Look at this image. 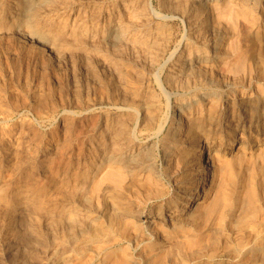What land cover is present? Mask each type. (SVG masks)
Returning <instances> with one entry per match:
<instances>
[{"label": "bare ground", "instance_id": "obj_1", "mask_svg": "<svg viewBox=\"0 0 264 264\" xmlns=\"http://www.w3.org/2000/svg\"><path fill=\"white\" fill-rule=\"evenodd\" d=\"M111 1L114 2V5L110 11L108 10L109 12H105L104 8V12L94 9L92 13L88 12L89 9H85L80 18L76 19L73 17V23L66 21L59 28L55 27L56 29L50 24L43 29L42 32L48 34L55 45H53L54 49H52L56 52V58L60 59L62 53L79 52L83 57H89L93 60V57H95L101 60L105 68H107L106 66L116 68L112 70L113 72L119 70V63L122 66V61H124L123 63L126 62L122 60L124 57L130 58L135 64L141 66L144 64L143 67L149 61V65L153 66L155 58L157 55H160L159 52L161 54L165 53L169 45V39L164 38L165 34L167 37H171L167 31L165 34L163 33L164 39L161 36V28L165 26V23L157 24V21L154 19L155 16H153L154 13H152L153 11L150 12L147 9L150 3L147 2L149 4L146 3L147 6H144L145 0ZM22 2L21 0H9L8 3L6 0H0V35H18L22 31H25V33L31 34L32 37L34 35V19L38 9L50 4V2L54 4L57 0H39V2L32 5L33 12L30 11L31 6L27 3L29 2L27 0L26 3L29 6L25 2L24 4L27 6V9L26 6L25 9H29L27 11L29 13L21 16L19 8ZM159 5V9L163 13L161 14L165 15V17L160 15L164 21L167 22L169 18L179 19L184 23L183 26L186 27L185 36L182 34L184 41L183 43L181 42L182 40L180 41L182 43L181 47L179 44L181 55L178 56V60L176 59L178 61L177 71L172 72L173 77L171 81L176 80V78L178 79V77H183V80L191 78V76L199 78L201 75L216 69V66H221L225 68L224 70H226L229 80L231 79L237 84L235 94L237 92L242 94L243 99L238 100L234 98V102H232L233 106L229 107L227 105L229 103L225 102L222 98L223 95L220 96L219 93V95L211 94L208 97L204 96L196 100L193 105L191 104L196 108L193 114L195 118L193 119V116L190 118V116L182 115L176 121L174 134L171 133V137L169 136L170 138L166 139V141L169 139L171 145V151H169L167 157L168 162L163 164L161 168L157 163H132L133 154L138 151L144 150L143 159L147 158L149 147L146 146V143L130 140L129 143L127 142L126 147L121 146L120 139L122 135L125 136L128 133L129 124L125 122L126 119L123 121L119 119V121H108L106 132H109L110 148L107 150L105 147L100 146L99 150H97L100 151L104 159L108 156L109 158L116 157L114 159H119V162L100 163L97 161L95 164L93 162L89 167L87 163L86 166L88 168L82 172L80 171L81 173L77 174L79 175L77 178L73 176L74 179L76 178V185L73 192L67 191L68 194L65 197L67 201L62 200V204L58 202L61 204L60 206L52 204L54 207L51 206L48 217L46 215V219L43 218L46 220V232L40 231L37 226L38 224L36 225L33 222V214H29L32 221L29 220L31 222H29L30 225L27 222L28 226H25L29 230H26L30 232L31 236L34 234L36 236L35 240L32 241L29 237V240H27L24 234L19 238V243L25 246L20 249L18 247L15 251L19 253L18 255L21 259V262L19 258L17 259L19 261L18 264L40 263V254L38 255V252L42 249H46L49 255L48 264H264V228L254 230L255 233H253L251 239L248 238L249 240L244 239L245 241L241 242L240 240L239 242L237 240H229L230 244L225 240L228 246L224 243L226 247L221 246L215 252H212V248L216 244L221 243L223 239L230 238L233 229L235 230L233 225L243 222V219L246 221L247 217L254 214L260 207H264L261 206L264 200V0H161ZM23 12L26 13V11ZM210 18L218 23L222 22L227 27L225 30L219 31L218 27L213 25L215 24L213 20V24H211ZM240 22L246 23L251 30L253 38L251 46L242 47V43L239 42L240 39L238 40V37H241L237 33ZM216 29H218V33ZM210 33H213L214 40H212V35L209 37ZM28 36L30 37V35ZM250 37L248 38L250 39ZM248 43L250 44V41ZM108 46L118 48L116 51L119 50V53H116L115 49H113L114 53L111 54L108 51ZM162 47L163 49H161ZM172 51L174 52V50ZM174 55L175 53L171 55L170 60H173ZM162 57L160 56V58ZM89 58L87 61L91 60ZM149 65H146V67H149ZM123 68L125 69L124 66ZM173 68L175 69V65ZM83 69L85 72L88 71L87 67H83ZM124 69L123 72L127 70L126 74L122 72L125 77L129 70L127 66ZM132 70L133 68L130 71ZM139 73L141 72L139 71ZM134 74L132 75L134 76ZM138 74H136V79L138 78ZM148 75L150 74L148 73ZM112 76L115 77L116 74ZM117 76L121 75L117 74ZM140 76L143 75L141 74ZM128 77L129 75H127ZM117 79L119 81V77ZM147 79H149L148 76ZM126 80L125 78L124 82ZM140 80H138L139 83H141ZM220 84L222 85V83ZM253 84L256 87L255 90H253ZM75 85L77 86L78 84ZM128 86H126L127 89ZM116 87L119 88L118 85ZM251 87L252 89H250ZM117 88L114 89L117 90ZM110 89L108 88V90ZM86 90L88 92L87 87ZM250 90L254 92H249L251 95L247 96V92ZM187 91L190 92V88ZM131 92L136 94V92ZM80 93L81 95L84 94L81 91ZM166 93L168 92L164 94ZM107 96H109V93ZM142 96L144 97V94ZM135 97L132 103L129 99H125V97L122 99L124 100V104H121V112L123 110L128 112L136 109L133 105H136L135 101L138 99L137 97L135 99ZM127 100L130 101L131 105ZM205 101H208V104L210 103L213 108H206V110L204 105H202ZM143 104L145 103L143 102ZM210 104L207 107H210ZM188 106L189 103H181L179 108L183 111ZM223 106H226L227 109L230 108L231 111L234 110V119L233 117L228 121L224 119V115L228 113L227 110H224L225 114L224 112L217 113V109L219 107L223 108ZM142 108L144 107H140L139 110ZM149 109L146 108L145 111ZM201 109H204L206 112L200 111ZM246 113L248 117L250 116L249 118L257 120L256 127L258 133L263 138L258 136L247 137L244 134L238 135L240 131L247 134V130H245L247 129V124L244 120L246 119L244 118ZM117 114L116 116H118ZM125 116L128 115L122 117ZM129 120L132 121L131 119ZM251 122H253V119ZM226 128L228 130L231 128V131L224 132ZM132 136H134L133 133ZM186 145L188 146L186 147ZM108 151H110L109 155ZM94 154L96 155V153ZM140 155L142 154L140 153ZM94 161L96 160L94 159ZM147 162H150V160ZM132 176L139 178L137 185H140V187L138 190H131L127 186V183L130 184L133 181L131 180ZM72 181L70 179V182ZM166 181L173 183L175 187L172 190H168ZM4 191L0 188V206L5 207L13 215L16 214L20 205H26L25 207H27L32 204L33 206V201H36L34 200V193L33 197L29 193L22 196H18V194L17 196L12 195L9 197V194H6ZM93 202H95V205H93L96 207L92 206L94 210L96 209V213L94 212V214H92L93 208L91 207ZM151 202H155L156 204L154 209L149 210L148 205ZM34 203V209L37 207V212L42 210V202L40 203L38 200V202ZM81 206H85L86 208H82ZM52 208L54 210H51ZM79 211L80 213L82 211L83 213L85 211L89 212L85 218L86 220L84 217H80ZM227 219L230 220L227 221ZM247 221L249 222V218ZM246 224L248 223L246 222ZM240 227L238 228L240 229ZM32 238L34 239V236ZM32 246H36V249L29 248ZM37 248L40 250L38 249L39 251H37ZM69 252H72V256ZM73 253L76 254L74 255ZM17 260L14 262L16 263Z\"/></svg>", "mask_w": 264, "mask_h": 264}, {"label": "rangeland", "instance_id": "obj_2", "mask_svg": "<svg viewBox=\"0 0 264 264\" xmlns=\"http://www.w3.org/2000/svg\"><path fill=\"white\" fill-rule=\"evenodd\" d=\"M21 1H23L22 5L20 6V8L22 7L21 8L22 10L19 8L21 16L27 15L29 13V12H27V11H29V9L26 10L27 6H29V5L31 6L30 11L33 12L32 5H34L36 2H39V0H29V2H27L29 5H27V3H26L27 0H21ZM145 1H146L144 3L145 7L147 6V4L150 3L147 6V9L150 12L153 11L152 13H154V15L152 13L151 14L153 16H155L154 19L157 21V24L158 23H161V24L165 23V26L161 28L162 38H163V33L165 34L166 31H167L168 35L171 36L170 37L171 39H170L169 37H167L166 34H165L166 36L164 35L165 39L166 38L169 39V45L167 46V50L165 51V53H162L163 55L161 54V52H159L160 55H157V57L155 58L156 60L154 61L153 66L150 64L152 66V68L149 65L150 61L147 64H145V66L143 67L144 64H142V66L139 64H135V62L131 61L130 58L124 57L122 60H125L126 62L123 63L124 61H122V66H121V63H119V65H118V69H119L118 71L120 73L119 74L118 71H114L115 73L112 71V70L116 69L114 67H110V66L105 65L108 69L105 68L103 62H101V60H99L95 57H93L94 60L92 58L88 57L91 60L87 61L88 58L83 57V55L79 52H75V53L66 52L67 54L62 53V57L60 59L56 58L57 57L55 55L56 52H54L55 50H53L55 45L52 42V40L50 39V36L48 34H46L45 32H42L43 29H45L46 26H49L50 24L52 25V27L54 26L53 28H55V27L59 28L60 26L64 25L66 21L69 23H73V17L76 19L80 18V16L82 15V12H85V9L86 10L89 9L88 12H90V13H92L93 12L92 10H94V9L95 10L96 9L101 10L103 12L105 10H106L105 12H107L108 10L110 11L112 6L114 5V2L111 0H69V1L68 0H57V2H54V4L50 2V4L44 5L38 9V11L36 13V17L34 19L35 22L33 21L34 22V26H33V29H34L33 34L34 35H32V37H31V34L25 33V31H22L21 34H18V35H9V36L0 35L1 36L0 37V65H1L0 66L1 67L0 68V188L2 191H4L6 189L4 192L6 194H9V197L12 195L17 196L18 194H19L18 196H22V195H25L26 193L27 194L29 193V195H31L33 197V193H34V197H35L34 200H36L37 202L39 200L40 203L42 202L41 206L43 205L42 210H39L38 212L36 211L37 207L34 209V207H35L34 202H36V201H33V206H32V204L30 206H27V207H25L26 205H20L21 207L19 206V209L17 210L16 214H14V215L10 214L9 211L6 210L5 207L0 206V217H1L0 218V223H1L0 224V245H1L0 246V264H18L19 263V261L17 260L19 258V255H18L19 253H16L15 251L17 250L18 247L20 249V248H23L25 246V245L19 243L20 242L19 238L21 236H23V234L27 240H29V239H31V241L35 240L36 235L32 234L34 236V239H33L32 238L33 236H31L29 234L30 232L28 231L29 230L28 227L26 228V226H28L27 222H28V224L30 222L29 220L32 221V219H33L34 220L33 222L36 225L38 224L37 226L39 227L40 231L42 230V232H46V230H47L46 229L47 228L46 227V220H44V219H46V217H48L51 206L54 207L52 204L60 206L63 203L62 200L67 201V199H65L66 195L68 194L67 191L70 193L74 191V189H75L74 187L76 185V178H77V176H79L77 174H80L83 170H85L90 165H92L93 162H94V164L97 161H99L100 163H102V162L103 163H118L119 162V159H114L116 157L109 158V156H108L107 158L104 159V157L101 156L102 154L100 153V151H98L100 146L105 147L107 150H108V148H110L109 147V145H110V143H109L110 142L109 132H106L107 131L106 130V124L108 121L109 122L112 120L113 121H115V120L116 121H119V120L123 121L124 119H126L125 122H127L129 124L128 125V127H129L128 133L125 136L122 135V138L120 139L121 146L126 147V145L129 143V140H130V141L138 142V143H146V146L149 147V154H148L147 158L145 157V159H143L144 158L143 154H145L144 150L140 151V152L138 151L137 153H135L136 157H135V154H133V156L135 158L133 157L132 163H137V162H139V163H144V162L145 163H157L159 165V167L161 168V167H163V164L168 162L167 161L168 160V158H167L168 153H169V151H171L170 150L171 145L169 143V139L167 141H166V139L170 138L171 135L174 134V132L176 130V128H175L176 121H178L179 118L182 117V115L190 116V118L193 116L192 118L193 119L195 118V116L193 114L196 111V108L193 107L192 105L195 103L196 100H199L204 96L208 97V95H211V94L212 95H219V93H220V96L223 95L222 96L223 100L225 102L229 103L227 105L229 107H231V106H233L232 102H234L233 101L234 98H237L238 100L243 99L241 96L242 94H240L238 92L235 94V92L237 90L236 89L237 84L234 83L233 80H231V79L229 80L227 73H226V70H224L225 68H222L221 66H216V69L212 70L211 72L209 71L206 74L201 75V77H199V78L191 76V78H187V79L185 78L183 80V77L182 78L178 77V79L176 78V80L171 81V78L173 77L172 74L177 71V65H178L177 60H178V56L181 55L179 44L181 47V45L184 41L183 37L186 34L185 33L186 27L183 26L184 23L179 19H170L169 18L170 20L168 19L167 22L164 21L163 17H165V15H162L163 13H162L161 9H159L160 8L159 4H160L161 0H145ZM6 2L9 3V0H6ZM24 2L27 6L24 4ZM58 2L61 4H59ZM147 2H149V3H147ZM100 4H103L104 6L103 5L100 6ZM25 6H26V9H25ZM53 6H56V7H53ZM108 6H109V8H108ZM98 7H99V9H98ZM151 9H153V10H151ZM19 10H17V11H19ZM23 11H26V13ZM155 11H157L159 13H157ZM157 14H159V15H157ZM160 15L163 17H161ZM158 16H160L161 18ZM157 18H159V19H157ZM212 20L214 21L215 24L212 23ZM45 21H47V22H45ZM169 22H171V23H169ZM210 22H211V24L216 25L218 27L219 31L220 30L223 31L227 27L222 22L218 23L214 19H211V18H210ZM216 23H218L219 26L222 28H220L218 26V24H216ZM170 28H172V29L170 30ZM238 28L239 29H237V31H238L237 33H239L238 35L241 36L240 38L238 37V40L240 39L239 42L242 43V44L240 43L241 46L242 47L251 46L253 44V41H252L253 38H252L251 30L249 29V26L246 23L240 22ZM218 29H216L217 33H218ZM249 31H250V33H249ZM40 32H42V33H40ZM213 33L209 34V37L212 35L211 36L212 40L215 39ZM182 34H184V36ZM28 35H30V37ZM248 37H250V39ZM249 41H250V44L248 43ZM112 47L113 46L107 47L108 51L111 54L114 53V51L116 53H119L118 52L119 50L116 51V49H118V48H114V47L112 48ZM113 49H115V50L113 51ZM161 49H163V47ZM161 49H160V51H161ZM172 50H174V52ZM170 52L172 54L175 53L174 58H172L173 60H170V57H172L171 56L172 54ZM64 55H66V56H64ZM115 56H116V54H115ZM160 56L161 57L163 56V57L160 58ZM84 58H86V59H84ZM157 58H158V60H157ZM156 61H159L160 63L156 62ZM131 62H134V63H131ZM99 63H100V65H99ZM129 63H131V64L129 65ZM156 64H158V65H156ZM125 65L127 66L128 70H129L128 74H127V75H129L128 78H127V75H125V77H124L122 74L123 69H124L123 66L126 69ZM146 65H149L150 68L148 66L146 67ZM174 65H175V69L173 68ZM128 66H130V67L132 66V67L130 68ZM83 67H87L88 71L85 72ZM111 68H114V69H111ZM132 68H133V70L130 71ZM218 68H220V69H218ZM217 69H218V71H217ZM111 71H112V73H111ZM126 71H124L123 73L126 74ZM139 71L141 73H139ZM215 71H217V72L215 73ZM95 72H96V74H95ZM153 72H155V73H153ZM148 73L151 76L148 75ZM115 74H116L115 77L112 76ZM117 74L121 75V76H117ZM132 74H134V76ZM136 74H138L137 79H136V76H137ZM141 74L143 76H140ZM84 76H85V78H84ZM147 76L151 80L147 79ZM223 76H224V78H223ZM118 77H119L120 85H119V81L117 79ZM114 78H116V79H114ZM121 78H122V80H120ZM123 78L127 79L126 80L127 83H126V81L124 82ZM144 78H145V80H144ZM105 80L107 81V84H106ZM109 80H111V81H109ZM138 80H140L141 83H139ZM221 80H222V82H221ZM136 81H137V83L135 84ZM121 82H123V83L121 84ZM84 83H86V84H84ZM124 83H126V84H124ZM187 83H189V84H187ZM220 83H222V85ZM75 84H78V85L76 86ZM82 84H84V85H82ZM128 84H129V86H128ZM162 84H163V86H162ZM219 84H220V86H219ZM228 84L231 86H229ZM117 85L119 88L116 87ZM168 85L170 86V88L171 87L172 88L170 89ZM176 85H178V87H176ZM126 86H128L129 90L127 89ZM148 86L150 87V89ZM86 87L88 89V92L86 90ZM107 87L109 89L110 88L111 89L108 90ZM113 87L117 88V90L114 89ZM122 87H124V88H122ZM125 87H126V89H125ZM167 87H168V89H167ZM192 87H194V88H192ZM252 87H253V90H255L256 87L254 86V84ZM252 87L250 89H252ZM74 88H75V90H74ZM140 88H141V90H139ZM143 88H144V90H143ZM189 88H190V92L187 91V90H189ZM233 88H234V90H233ZM147 89H148V91H147ZM196 89H198V90H196ZM77 90L79 93L78 92L76 93ZM138 90H139V94H138ZM199 90H200V92H199ZM253 90L248 91L247 96L251 95V93H249V92L252 91V93H253L254 92ZM80 91L82 93H84L83 95H85V96L81 95ZM97 91H98V93H97ZM125 91H127V92H125ZM131 91L136 92L137 96L138 95L139 96L137 97L136 94L132 93ZM140 91H141V93H140ZM170 91H171V93H170ZM107 92L109 93V96H107L108 95ZM148 92H149V95H148ZM165 92H168L169 94L168 93L164 94ZM178 92H180V93H178ZM239 92H240V90H239ZM73 93L76 95L74 96ZM195 93H197L198 95ZM215 93H217V94H215ZM78 94H80L81 98H80V96H78ZM142 94H144V97L142 96ZM115 95H116V97H115ZM226 95H228V96H226ZM135 96L137 97L138 100L137 101L134 100L136 102V105H133V104L132 105L135 106L136 109H134V110L132 109L133 111H128V112L123 110V112H121V109H122L121 106L124 104L123 103L124 100H122V99L125 97V99H129L132 103L133 98ZM148 96H150V97H148ZM136 97H135V99H136ZM113 99H114V101H113ZM150 99H151V101H150ZM129 100H127V101L131 105ZM143 102L145 104H143ZM148 102H149V104H148ZM181 103H186V104L189 103L188 108L183 109V111H182V109L179 108V105ZM137 104H138V106H137ZM151 104H152V106H150ZM209 104H208V101H205V102H203L202 105H204L205 109L206 108L212 109L213 106L211 104H210V107H207V106H209ZM140 107H144V108L139 110ZM225 107L224 106H223V108L219 107V109H217V113L218 112H220V113L224 112V114H225L224 110H227L228 113H226V115H224V119L226 121L231 120L232 117L234 119L235 118L234 110H232L233 111V114H232L231 109L230 108L227 109V107L226 108ZM146 108H150L149 110L151 113L149 112V110L145 111ZM189 108H191L190 111H189ZM200 111H205V110L201 109ZM135 112H137V113H135ZM143 112H145L144 115H143ZM146 112H148V113H146ZM115 113L118 116H120V118L122 120L120 118H118V116H116ZM127 113H129V114H127ZM136 114L137 115L139 114V115L137 116ZM229 114L232 116H230ZM124 115H128V116H125L126 118L122 117ZM98 117H100V118H98ZM249 117H248L247 113L244 115V118H246L244 120H245V123L247 124V125L245 124L247 126V129H245V130H247V134H245V132L240 131L238 133V135L241 136L244 134V135H247V137H257L258 136V137L263 138V136L260 133H258V130L256 127V124L258 123L257 120H255L254 118H249ZM127 118L131 119L133 121V123H132V121H130ZM248 119H250V120H248ZM252 119H253V122H251ZM136 121L138 122V124ZM143 122L145 123V125ZM150 122H152V123L150 124ZM130 123H132V124H130ZM234 123H236V122H234ZM100 125H102V126H100ZM134 126H135V129H134ZM226 129L224 132L231 131V128L229 130H228V128H226ZM170 130H172V131H170ZM100 132H102L103 134ZM105 132H106V134H105ZM130 132H132L134 136H132V133H130ZM251 132H253V133H251ZM123 136H124V138H123ZM164 139H165V141H164ZM125 141H126V143H125ZM99 143H100V145H98ZM102 144H104V145H102ZM165 144H167V145L165 146ZM150 145H152V146H150ZM187 146L188 145H186V147ZM173 148H174V146H173ZM167 149H169V150H167ZM94 153H96V155H98V156H96ZM107 153L109 155L110 151H108ZM140 153L142 155H140ZM153 156H155V157H153ZM94 159L96 161H94ZM146 159H148V160H146ZM149 160H150V162H147ZM87 163H88V165H87L88 167L86 166ZM73 176L74 177L76 176V178L74 179ZM70 177H72V178H70ZM132 177H133V178H131V180H133L131 182L132 184L127 183L128 184L127 186L129 188H131V190H133V189L138 190L140 187V185H137L139 178H136L134 176H132ZM70 179H71V181L72 180L73 181L70 182ZM74 180H75V183H74ZM71 183L73 184L72 185L73 187L71 186ZM66 185H67V187H66ZM130 185H131V187H130ZM2 187H4V188H2ZM166 187L168 190H172L175 186L173 183H169L168 181H166ZM51 189H53V190H51ZM48 195H50V196H48ZM62 198H64V199H62ZM58 202H60L61 204ZM93 204L95 205V202H93L91 204V207L93 206L94 208H96ZM155 204H156L155 202H153V203L151 202L150 205H148L149 210L154 209ZM0 205H1V203H0ZM261 206H264V200L262 201ZM83 207L86 208L85 206H83ZM94 208L92 209L93 210L92 214H94V212L96 213V209L94 210ZM261 208H262V210H260ZM260 209L259 210L261 212L259 210H257L254 214L250 215L249 217H247V218L245 217L247 220L249 218V222L247 220L245 221L243 219L242 220L243 222H239L240 224L239 223L236 224V225H238L237 227H236V225H233L235 228V230L233 229V232L235 233V235L232 232L233 235L231 234L230 238H228V239H223L221 241V243H218L219 245L216 244L212 248V250H213L212 252H215L221 246L226 247L227 241H228L227 243L230 244L229 240H231V241L237 240V242H239V240H240V242L245 241V240H249L252 238L253 233H255L254 230L256 231L257 229H261V228L263 229L264 228V212H263L264 207H260ZM51 210H54V209L52 208ZM32 211H33V213H31ZM42 211H44V212H42ZM258 212H260V213H258ZM43 213H45V214H43ZM79 213H80V211H79ZM86 213H87V215H86ZM29 214L30 215L33 214L34 218L32 217V219H31V216ZM88 214H89V212L85 211L83 213V211H82V213H80V217H82V218L84 217V219H85L86 216H88ZM256 214H257V216H256ZM10 215H11V217H10ZM255 217H257V218H255ZM38 220H40V221H38ZM229 220L227 219V221H229ZM246 222L248 224H246ZM255 222H257V223H255ZM241 223L244 224L246 227L244 225H242ZM250 224L253 225L254 228H252L253 226H251ZM255 225H257V226H255ZM240 226H242V227H240ZM247 226H249V227H247ZM238 227H240V229ZM231 228H232V225H231ZM26 229H28V230H26ZM240 230H241V232H240ZM236 231H238L237 232V233H239L238 235H236L237 234ZM6 233H7V235H6ZM232 236H233V238H232ZM234 236H236V237H234ZM28 237H29V239H28ZM7 238H9V239H7ZM236 238H238V239H236ZM225 240H227V241L225 242ZM27 242H29V241H27ZM21 245H23V246L21 247ZM29 248L36 249V246H34V247L32 246ZM38 249L39 248H37V251L40 250V249L39 250ZM39 254H40V256H39L40 263L37 262V264L38 263L39 264H46V263L48 264L49 263V260H48L49 255L47 254L46 249L40 250V252H38V255ZM69 254L72 256V252H69ZM73 254L75 255L76 253H73ZM2 259H3V262H2ZM16 260H17V262L15 263L14 261H16ZM19 260L21 262L20 258H19ZM27 264H29V263H27ZM30 264H34V263H30Z\"/></svg>", "mask_w": 264, "mask_h": 264}]
</instances>
